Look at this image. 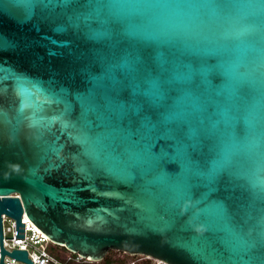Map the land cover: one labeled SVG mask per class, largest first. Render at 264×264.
I'll return each instance as SVG.
<instances>
[{"label":"water","instance_id":"obj_1","mask_svg":"<svg viewBox=\"0 0 264 264\" xmlns=\"http://www.w3.org/2000/svg\"><path fill=\"white\" fill-rule=\"evenodd\" d=\"M128 52L151 69L145 79L166 80L149 115L175 118L121 132L106 108L88 112V131L102 135L96 160L78 133L93 93L109 75L123 77L108 66ZM20 87L31 100L23 113ZM33 114L45 119L33 124ZM61 114L66 128L50 124ZM177 135L198 143L178 153ZM262 181L264 0H0V264L5 254L33 263L26 248L3 246L2 214L25 237L23 211L52 243L90 261L117 249L165 264H260L233 233L248 239L264 228Z\"/></svg>","mask_w":264,"mask_h":264},{"label":"snow or ice","instance_id":"obj_2","mask_svg":"<svg viewBox=\"0 0 264 264\" xmlns=\"http://www.w3.org/2000/svg\"><path fill=\"white\" fill-rule=\"evenodd\" d=\"M29 5L36 4H70V3H80L81 0H25ZM87 3H101L102 0H86ZM109 4L113 0H107ZM33 14L30 8L26 18H30ZM72 19L71 17L69 18ZM89 18L85 17V23ZM75 27L80 26V20L77 18L74 22ZM64 26H58L57 31H64ZM110 34L107 32L96 33L93 38L97 40H103L109 38ZM62 45L69 43L68 41H55ZM143 57L137 52H128L122 61L118 64H111L108 66L109 73H115L117 69L123 70V77H117L112 74L108 76L109 82L103 85V91L99 93H93L94 103L89 105L84 113L85 125L87 127H82L78 133L77 140L80 143L90 145L91 151L89 154L94 155L95 159L100 158V153L96 151V145L102 143V135L97 134L95 137L88 131V128L92 126V122L86 119L88 112H96L100 107L106 108L111 115L107 117L109 125H114L115 130L121 132H130L133 129L139 133L143 129L154 130L160 123H171L175 118L174 113H158L157 119H153L152 115H149L151 109L160 104L161 100L164 98L163 85L166 80L162 76H156L155 78L143 77L144 72L151 73V69L143 64ZM220 70L227 74V69L225 68L223 62L220 65ZM191 77H189L190 79ZM92 79H95L93 77ZM131 89V92L127 98L122 97V93L125 89ZM19 95L23 97L19 105V111L24 112L25 108L29 107L31 104L30 92L27 88L20 87ZM54 95V102L58 101L60 98ZM45 119L40 117L35 118L33 114L32 123H40L41 120ZM60 120L62 127H68L69 122L62 119L61 115H54L50 119V124L55 121ZM49 125H43L45 127H50ZM179 133V128L177 129ZM141 138H143L141 136ZM177 152L186 150L190 146H195L198 143L194 137H187L186 140L180 135H177ZM131 139V136L128 137ZM186 141H192L189 145ZM135 143V141H134ZM82 171L84 169H81ZM216 169H212L209 172V176L214 177L216 175ZM127 178L131 179L130 173ZM262 183L261 190L264 191V181ZM221 215L224 213V207L222 202L218 205ZM237 239H239L241 246L245 252L255 250L260 257H264V228L260 230L255 236L252 235V230L248 231V239H244L238 233H233ZM260 264H264V259H261Z\"/></svg>","mask_w":264,"mask_h":264},{"label":"built area","instance_id":"obj_3","mask_svg":"<svg viewBox=\"0 0 264 264\" xmlns=\"http://www.w3.org/2000/svg\"><path fill=\"white\" fill-rule=\"evenodd\" d=\"M21 220L25 222V237H16L15 219L5 213L2 214L3 246L12 251L14 248H26L28 257L33 260L31 264H91L92 261L74 253L61 251V255H56L50 248V239L47 234L34 224L23 211ZM128 262L132 264L140 260H148L150 264H165L163 261L148 254L136 253ZM1 258V249H0ZM4 262L7 264H30L22 259H17L9 254H5Z\"/></svg>","mask_w":264,"mask_h":264},{"label":"trees","instance_id":"obj_4","mask_svg":"<svg viewBox=\"0 0 264 264\" xmlns=\"http://www.w3.org/2000/svg\"><path fill=\"white\" fill-rule=\"evenodd\" d=\"M49 248H50V250L53 252V253H55L56 255H61L60 253H61V251H63V252H68V253H73V252H70L69 250H67L64 246H60V245H57V244H54V243H52V242H50V245H49ZM116 251H119V252H121L120 250H117V249H115ZM109 253H110V251H108L107 253H106V255L103 257V259L101 260V263H103V264H120V262H121V260H119V259H115V258H113V259H111L109 256ZM75 254V253H74ZM116 260V261H115Z\"/></svg>","mask_w":264,"mask_h":264},{"label":"flooded vegetation","instance_id":"obj_5","mask_svg":"<svg viewBox=\"0 0 264 264\" xmlns=\"http://www.w3.org/2000/svg\"><path fill=\"white\" fill-rule=\"evenodd\" d=\"M115 259L121 260L120 264H128L129 261H131L133 259H136V257L128 254L125 251H121V253H119L115 257ZM101 260H99V261H92L91 264H103V263H101ZM132 264H150V262L148 260H140V261H137V262H133Z\"/></svg>","mask_w":264,"mask_h":264},{"label":"rangeland","instance_id":"obj_6","mask_svg":"<svg viewBox=\"0 0 264 264\" xmlns=\"http://www.w3.org/2000/svg\"><path fill=\"white\" fill-rule=\"evenodd\" d=\"M110 251V253H109V257L111 258V259H113V258H115L119 253H121V252H119V251H116L115 249H110L109 250ZM106 255V254H105Z\"/></svg>","mask_w":264,"mask_h":264}]
</instances>
